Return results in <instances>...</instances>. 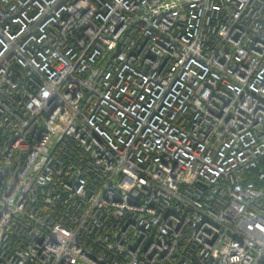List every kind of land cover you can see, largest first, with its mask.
Returning a JSON list of instances; mask_svg holds the SVG:
<instances>
[{
  "label": "built area",
  "instance_id": "1",
  "mask_svg": "<svg viewBox=\"0 0 264 264\" xmlns=\"http://www.w3.org/2000/svg\"><path fill=\"white\" fill-rule=\"evenodd\" d=\"M0 264H264V0H0Z\"/></svg>",
  "mask_w": 264,
  "mask_h": 264
}]
</instances>
